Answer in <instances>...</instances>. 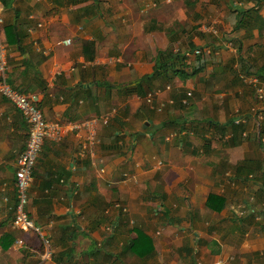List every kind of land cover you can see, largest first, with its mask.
I'll return each mask as SVG.
<instances>
[{"label": "crops", "instance_id": "obj_1", "mask_svg": "<svg viewBox=\"0 0 264 264\" xmlns=\"http://www.w3.org/2000/svg\"><path fill=\"white\" fill-rule=\"evenodd\" d=\"M0 17L6 83L66 131L34 166L40 234L13 230L28 126L0 93V264H264V0H0ZM167 50L185 78L154 72ZM90 120L94 144L73 128Z\"/></svg>", "mask_w": 264, "mask_h": 264}, {"label": "built area", "instance_id": "obj_2", "mask_svg": "<svg viewBox=\"0 0 264 264\" xmlns=\"http://www.w3.org/2000/svg\"><path fill=\"white\" fill-rule=\"evenodd\" d=\"M236 6L241 8L242 3H238ZM3 23L0 17V25ZM65 43H69L66 40ZM6 44L0 39V93L3 97L7 98L12 105L21 113L28 126L27 137L25 141V147L23 151L18 155L16 160L15 171V191L16 202L14 205L13 218L11 222V228L13 230L32 231L36 234H40L39 228L34 225L30 219L26 206L28 203V190L32 180V170L36 164V161L41 153L43 144L46 140H58L65 131V128L57 122H48L43 117L42 112L36 105L37 97L34 94H27L18 90L12 89L6 83V69L7 63L5 58ZM201 50H195L194 54L199 55ZM255 85L256 97L259 100L264 101V81H259L256 77L252 79ZM154 95L152 93L147 94L146 101L152 106V100ZM157 112H161L165 107V102H161L157 107L152 106ZM107 118H103L102 123L106 124ZM97 123L96 120L85 121L81 124L74 125V129L86 126L89 129L88 140L91 143L96 142L94 126ZM15 245L22 247L23 241L18 239L15 241ZM43 245L45 252L43 257L48 259L51 257V250L49 247V241L43 239Z\"/></svg>", "mask_w": 264, "mask_h": 264}, {"label": "trees", "instance_id": "obj_3", "mask_svg": "<svg viewBox=\"0 0 264 264\" xmlns=\"http://www.w3.org/2000/svg\"><path fill=\"white\" fill-rule=\"evenodd\" d=\"M188 3L189 2L187 1V4ZM248 11H250V10H247V11H241L240 9L235 10V12H238V18H239L236 27H239L240 25H242V16L245 13H247ZM11 36L13 37L12 42H14L15 31L13 29L11 31ZM8 41H10V38L8 39ZM177 66H181L182 69L181 68L176 69ZM184 67H185L184 58L177 56V54H173L171 50H167V51L158 53V55L155 59L154 72L158 73V72L164 70V75L166 77H169L170 73H171V74H173V76L185 78L184 76L186 75V73L183 71ZM168 71H169V73H168ZM196 71L197 70H195L194 73H196ZM168 80H170V78ZM33 170H34V168H33ZM33 170H32V174H33ZM218 201L220 204V207H219V209H220V208H222L221 207L222 204H224L223 199L219 198L216 195L210 194L207 198L206 205H207V207L212 208L211 204L214 202H218Z\"/></svg>", "mask_w": 264, "mask_h": 264}, {"label": "rangeland", "instance_id": "obj_4", "mask_svg": "<svg viewBox=\"0 0 264 264\" xmlns=\"http://www.w3.org/2000/svg\"><path fill=\"white\" fill-rule=\"evenodd\" d=\"M208 27V26H207Z\"/></svg>", "mask_w": 264, "mask_h": 264}]
</instances>
